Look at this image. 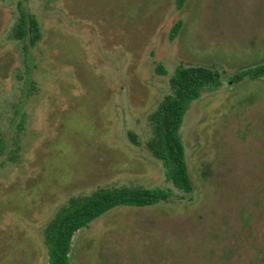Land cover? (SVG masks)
<instances>
[{
  "label": "rangeland",
  "instance_id": "obj_1",
  "mask_svg": "<svg viewBox=\"0 0 264 264\" xmlns=\"http://www.w3.org/2000/svg\"><path fill=\"white\" fill-rule=\"evenodd\" d=\"M19 1L0 0V264H47L43 230L58 209L117 185L174 195L93 220L70 264H264V77H226L190 106L180 135L192 193L144 144L177 65L228 75L264 62V0H27L34 48L10 36Z\"/></svg>",
  "mask_w": 264,
  "mask_h": 264
},
{
  "label": "trees",
  "instance_id": "obj_2",
  "mask_svg": "<svg viewBox=\"0 0 264 264\" xmlns=\"http://www.w3.org/2000/svg\"><path fill=\"white\" fill-rule=\"evenodd\" d=\"M26 1H19V17L10 36L24 42L26 48H34L42 39V32L35 15L23 6ZM186 1L174 0L175 6L182 9ZM181 27L182 21L178 20L171 28L170 38H175ZM156 69L160 74H167V69L162 63H159ZM226 74V70L217 67L199 64L177 65L169 77L170 92L163 96L147 116L151 136L145 141V147L153 157L162 162L166 181L186 194L194 191L185 146L180 135L187 111L204 92L222 86L226 77L237 84L245 79H262L264 62ZM30 86L34 88V82ZM20 126L21 124L19 128ZM128 136L133 143L141 145L137 134L129 131ZM7 147V140L0 137V154H4ZM17 149L11 148L7 151L11 160L17 159ZM173 195V191L165 187L117 185L98 187L89 194L71 197L58 209L43 230L44 243L49 254L47 264H70L74 234L106 212L121 206L150 207L173 198Z\"/></svg>",
  "mask_w": 264,
  "mask_h": 264
}]
</instances>
